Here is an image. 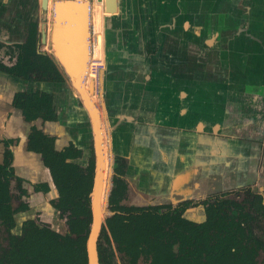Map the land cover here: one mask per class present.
Returning a JSON list of instances; mask_svg holds the SVG:
<instances>
[{
    "label": "crops",
    "instance_id": "crops-1",
    "mask_svg": "<svg viewBox=\"0 0 264 264\" xmlns=\"http://www.w3.org/2000/svg\"><path fill=\"white\" fill-rule=\"evenodd\" d=\"M33 4L40 0H0L1 42L24 40ZM92 9L83 49L53 47L64 57L85 55L89 68L95 57ZM103 12L99 57L105 80L97 107L102 125L109 126L113 156L128 158L129 203H177L246 185L262 189L264 0H119L116 13ZM54 61L64 81L24 87L52 94L57 119L44 129L56 135L58 148L69 141L83 148L75 160L82 163L93 129L67 78L80 74L81 65ZM13 79L0 70V135L19 137L13 145L19 173L49 181L38 153L26 148L29 124L10 104Z\"/></svg>",
    "mask_w": 264,
    "mask_h": 264
},
{
    "label": "trees",
    "instance_id": "trees-1",
    "mask_svg": "<svg viewBox=\"0 0 264 264\" xmlns=\"http://www.w3.org/2000/svg\"><path fill=\"white\" fill-rule=\"evenodd\" d=\"M35 35L31 23L27 40L14 44L16 60L7 71L29 81H63L59 73L45 70L46 56L35 51ZM26 92L19 90L14 95L27 120L56 118L49 93ZM53 138L33 129L28 148L41 153L50 171L59 193L52 204L66 228L57 230L50 222L28 218L22 221L21 231L14 233V214L29 207L28 201L21 199L26 188L7 162L0 163V264H89L94 157L82 166L73 160L81 155L80 148L70 144L56 150ZM120 160L121 156H115L109 194L112 212L102 223L96 241L99 264H264L261 193L247 187L206 199V218L197 222L181 216L180 208L172 209L167 203L130 204L122 177L124 162ZM34 189L47 191L49 186L39 183ZM176 242L178 249L174 251Z\"/></svg>",
    "mask_w": 264,
    "mask_h": 264
},
{
    "label": "water",
    "instance_id": "water-1",
    "mask_svg": "<svg viewBox=\"0 0 264 264\" xmlns=\"http://www.w3.org/2000/svg\"><path fill=\"white\" fill-rule=\"evenodd\" d=\"M119 0H104V10L107 14H113L118 11ZM40 6L42 9H47L48 0H40ZM89 1L88 0H53L51 2V17H52V37L51 42L52 46H63L67 48H74L80 50L84 48L86 37L88 36L89 29ZM79 27H81V34L79 32ZM67 57H64L71 66L79 67L83 60L84 56H80L78 52L70 53L68 52ZM48 66L52 68L50 58H48ZM67 78L75 87L78 95L84 101L89 116L90 122L93 129V139H95V152H96V166H95V175L93 188L91 191V208H92V222L90 227L89 236L87 239V251H88V263L89 264H99L96 241L101 228L102 223L105 221V218L111 214V210L105 212V208L109 206V194L111 190V181L113 175V152L110 145L109 137V126L107 122H104L106 135H107V145L109 147L110 155V164H109V174H108V189L105 195L104 206L101 207L99 202V191L100 188V167L102 166V140L101 134V122H100V113L98 107L94 102L91 101L89 96L81 95L78 92V88L82 87L83 78L80 74H74V78H70L67 75ZM14 93L19 90H25L29 81L17 76H14ZM22 82H21V81ZM104 70L99 72V96L103 99V86H104ZM26 84V85H25ZM101 105L103 102H100ZM133 204V203H130ZM106 215L105 218L103 217Z\"/></svg>",
    "mask_w": 264,
    "mask_h": 264
},
{
    "label": "flooded vegetation",
    "instance_id": "flooded-vegetation-1",
    "mask_svg": "<svg viewBox=\"0 0 264 264\" xmlns=\"http://www.w3.org/2000/svg\"><path fill=\"white\" fill-rule=\"evenodd\" d=\"M31 23H34V28H35V32H36V35H35V39L36 37H38V32L37 31V24L35 21H28V25L24 28L25 29V38L23 41H16V42H9V43H4V42H1L3 43V46L5 44H9L11 45L12 47H14V44L15 43H23L27 40V37H28V34H29V31H30V27H31ZM38 40V39H37ZM1 46V47H3ZM0 47V48H1ZM35 48V51L37 53H40V54H43L46 56V62H45V70L49 73H59V75H61V73L59 72V70L57 69H53V68H50L48 66V58H50V61H51V65L52 66H57L53 57L51 56V54H49V57L46 55V53L43 51V50H38L36 47ZM7 52H5V55H6ZM8 54V53H7ZM16 60V56L14 55H10L9 58L7 57L5 60H4V56H1V52H0V63L2 64L1 67H0V70H3L7 73H9L7 71V67L11 66L12 64H14ZM90 69H89V72L87 75H90ZM63 77V79L65 80L64 76L61 75ZM63 80V81H64ZM48 81H58V80H48ZM62 81V80H61ZM87 82H88V79H87ZM39 92L40 90H35L33 92ZM42 92V91H41ZM46 92V91H44ZM27 93V92H26ZM48 93V92H47ZM15 94V93H14ZM51 95V104H52V108L56 114V118L57 119V111L54 107V101H53V96L51 93H49ZM16 95V94H15ZM15 95H13V98H12V101L10 102L11 106L17 108L20 110V115H21V118L24 122L28 123L29 124V130H28V134H27V140H26V148L27 150L29 151H33L35 153H38V156L40 158V160L42 161L43 165H44V162H43V159L41 157V153L40 152H37V151H34V150H30L28 148V140H29V135L31 133V131L33 129H38V130H41L43 132H46L50 135H53L54 136V141H53V145H54V148L56 150H62L64 147H67L69 146L70 144L74 145L75 147L77 148H80L81 149V155L77 158H74L73 160H77V159H81L84 155H83V148L77 146L75 143H73L72 141H69L68 144H65L63 145L62 147L58 148L56 147V135L55 134H52V133H49L48 131H46L44 129V124L46 121H49V120H43L41 117H37V118H34L32 120H27L24 116V113H23V108L19 105H17V102H15ZM12 115V111H8L7 114H5L4 117V124L6 122V119H8L10 116ZM55 119H52V120H55ZM19 141V137H12V136H6L4 133H2L0 135V163H5L7 162L9 164V166L11 167L13 173L20 177L21 178V183H22V186L24 188H26V194L24 195H21V199H24L26 201H28V204H29V207L26 209V210H21V211H18L14 214V220H15V225L12 227V231L14 233H19L21 231V225H22V221L25 220V219H28V218H38L39 221H45V222H50V220H47V219H43L40 217V215H43V209H41L39 207L38 204H41V202L39 200H42V202L44 204H46L47 207H45V209L49 210V211H53V212H56V215L58 216V219L60 221L63 222V227L62 229L60 228H56L53 223H51L52 227H54L55 229L57 230H61V231H64L66 226H65V223L64 221L59 217V210L57 208H55L52 204V200L53 199H56L59 195L58 193V190L52 180V177H51V174H50V171L48 169V167H45L48 169V172H49V175H50V180H37V181H33L31 179H29L28 177L22 175L21 173H19V170L17 169V166L15 165V162H14V158H15V155H14V150H13V145L15 143H18ZM90 152L88 153V155L86 156V160L85 162H78L80 165L82 166H86L89 162V158L91 156L94 157V175H95V166H96V153H95V146H94V141L91 142L90 144ZM115 156H121V159L120 162L123 164L124 162V166H123V174H122V177L124 178L125 180V183L127 184V188H128V184H129V181L127 180L126 176H125V170H126V167H127V164H128V158L126 156H122V155H115ZM115 160V159H114ZM114 160H113V163H114ZM108 169H107V173H108V170H109V163L107 162L106 163ZM116 161H115V166H116ZM120 165V164H119ZM104 166H105V163H104ZM113 166V170H114V167ZM93 182H94V179H93ZM39 183H47L48 186H49V189L47 191H41V190H35V186ZM51 183L53 184V188H54V192H51L52 191V186H51ZM247 187H250L253 191L255 192H259L261 193L263 196H264V185H263V188L262 189H257V188H254L253 186L251 185H246V186H241V187H237V188H233V189H230V190H227L229 192H233V191H238V190H242V189H245ZM227 191H222V192H218V193H213V194H209L207 196H203V197H199V198H191V199H183V200H180L178 201L177 203H172V202H169L167 204H169L170 208L172 209H178L180 208V213H181V216L185 217V218H188L190 220H193V221H197V222H201V221H204L205 218H206V212H205V204L203 201H205L206 199H212L214 198L216 195H219L223 192H227ZM50 193V195H48ZM41 195L43 196V198L41 197ZM129 195V194H128ZM126 198H123L122 201H124ZM186 204V205H185ZM31 209V210H30ZM29 210V213H28V216L24 217V218H21V215L24 211H27ZM31 213V214H30ZM30 214V215H29ZM18 215V216H17ZM18 217V218H16ZM15 229V230H13ZM178 249V242L174 243L173 244V250L174 251H177ZM117 252H116V257H117ZM119 262V261H118Z\"/></svg>",
    "mask_w": 264,
    "mask_h": 264
},
{
    "label": "rangeland",
    "instance_id": "rangeland-1",
    "mask_svg": "<svg viewBox=\"0 0 264 264\" xmlns=\"http://www.w3.org/2000/svg\"><path fill=\"white\" fill-rule=\"evenodd\" d=\"M52 1L53 0H51V2ZM94 7H97V5H94ZM30 8H31V10L29 11V22L33 20L36 23H38L37 24V29H38L37 31H39L38 37H36V39H35L34 47H36L38 50H43L46 53V55L49 57L50 51L53 49L52 42H51V37H52L51 7L49 9L47 7V9L41 10V6L39 4L38 5L33 4V5H31ZM95 13L96 12L92 9L91 14H92L93 20H94ZM103 13L107 14L106 12H103ZM17 51H18L17 47H12L9 44H5L3 47L0 48L1 56H4V60L7 57L9 58L10 55L16 56ZM5 52H7L8 54L6 53V55H5ZM94 61H97V60L94 59ZM90 76L95 78V84L92 86V88L90 90V95H91V98H93V100H95V102H94L95 105L97 104L96 106H98V104L100 105V100H99V74H97V76H96L95 73L93 72L90 75H87L85 83H87V79ZM100 122H101L102 145H103V149H104V159H105V162L109 163V158H108L109 147L107 145V138H106V132H105L106 130L104 128L105 125H102L101 119H100ZM93 141H94V146H95V139H93ZM114 159H115V156H113V160ZM113 166H115V160H114ZM111 187H112V181H111ZM101 202H102V197H101ZM38 205L41 209H43V215H40V217L43 219L50 220L51 223H53V225L56 228L62 229L63 222L58 219L56 212H53L52 210L49 211V210L45 209V204L42 201H41V204H38ZM109 210H110L109 206H107L105 208V212H108ZM28 213H29V210L24 211L22 214H20L21 215L20 219L28 216ZM105 216L106 215L104 214L103 217L105 218ZM16 218H18V217H16ZM13 230H15V229H13ZM117 258L119 259L118 256H117Z\"/></svg>",
    "mask_w": 264,
    "mask_h": 264
},
{
    "label": "bare ground",
    "instance_id": "bare-ground-1",
    "mask_svg": "<svg viewBox=\"0 0 264 264\" xmlns=\"http://www.w3.org/2000/svg\"><path fill=\"white\" fill-rule=\"evenodd\" d=\"M48 4H51L50 0H49ZM95 5H97V7H94V5L92 6L94 11L96 12L95 15H94V26L95 27H94V35H93L94 36V56H95V59H100L99 56L101 54V45H102V41H101L102 37H101V30H100V17H101V14H102V9H101V5L99 3H97ZM79 32L81 34V27H79ZM61 52H62L61 49L55 48V49H52L50 51V54L57 61V63L59 65L63 66L64 65L63 63L65 61L66 62H68V61L65 60L63 55H61ZM84 61H86V56H84V60H83V62L81 64V67H80V70H79L80 71V75L83 78V81H82V87L78 88V92L81 95H85V96L88 97L90 95V90H91L92 86L95 84V78L90 76L88 78V82L85 83L86 76L88 74L89 60L87 62H84ZM89 69H90V73H93L92 70H91V67ZM68 76H70V78H74V74L68 73ZM100 141H102L101 137H100ZM101 146H102V149H103V145H101ZM101 156H102V166L100 167V188L98 190H100L99 191V193H100L99 194V202H100L101 207H103L104 206V202H105L106 191L108 189V181H109V178H108L109 170H108V173H107L108 167L106 166L107 162H105V159H104V149L101 151ZM108 158H109V164H110L109 152H108ZM104 163H105V166H104ZM179 178L180 177H177V179H179ZM101 197H102V202H101Z\"/></svg>",
    "mask_w": 264,
    "mask_h": 264
},
{
    "label": "built area",
    "instance_id": "built-area-1",
    "mask_svg": "<svg viewBox=\"0 0 264 264\" xmlns=\"http://www.w3.org/2000/svg\"><path fill=\"white\" fill-rule=\"evenodd\" d=\"M89 1V8H92L93 5L99 3L102 7V9L104 8V0H88ZM95 59V57H94ZM97 61L93 60V63L91 65V70L92 72L95 73V75L97 76V74H99L101 68H102V61L100 59H95Z\"/></svg>",
    "mask_w": 264,
    "mask_h": 264
}]
</instances>
